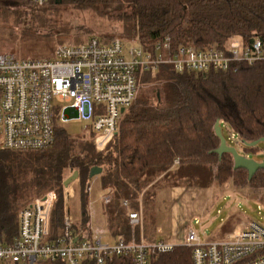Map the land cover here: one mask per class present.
I'll use <instances>...</instances> for the list:
<instances>
[{
  "label": "trees",
  "instance_id": "16d2710c",
  "mask_svg": "<svg viewBox=\"0 0 264 264\" xmlns=\"http://www.w3.org/2000/svg\"><path fill=\"white\" fill-rule=\"evenodd\" d=\"M52 2L59 3L48 0L38 5L34 0H0V12L11 6L43 7ZM63 2L79 9L126 8L117 17L123 22L121 35L113 37L135 38L147 48L166 36L171 37L174 45L186 43L197 47L223 46L234 36L245 42L260 38L264 47V0ZM147 83L152 84L153 93L149 95L144 91L137 95L124 113L117 135L101 152H96L91 142L81 145L76 152L70 135L58 126L56 143L45 150L52 155L51 176L57 193L51 217L54 234L64 226V180L70 170L79 171L80 184L81 213L80 220L74 223V232L78 237L90 232L88 188L93 166L103 168L99 176L103 188L113 193V199H135L140 193H146L150 185L159 184L185 167L194 168L189 170L197 176L200 168L207 167L210 181L219 186L232 182L264 202V169L249 179L246 169L234 168L231 154L219 157L214 151L220 143L215 133L218 119L222 131L224 125L238 137L245 155L258 151V145L249 147L244 142L264 137V62H243L227 71L182 73L165 64L156 71L140 72L139 88ZM28 153L0 149V243L13 241L19 230L18 212L30 202L24 182V162ZM182 173L187 174L185 170ZM195 185H198L197 179ZM111 220V228L129 239V219L127 225L120 211ZM190 261L191 248L177 246L154 256L151 264H189ZM41 264L64 263L45 260ZM109 264H133V259L121 256Z\"/></svg>",
  "mask_w": 264,
  "mask_h": 264
},
{
  "label": "built area",
  "instance_id": "2783aa9c",
  "mask_svg": "<svg viewBox=\"0 0 264 264\" xmlns=\"http://www.w3.org/2000/svg\"><path fill=\"white\" fill-rule=\"evenodd\" d=\"M257 61L264 62L262 40L245 42L239 36L223 46L206 47L174 45L166 36L147 48L136 40L128 46L121 37L103 40L93 35L82 43L60 44L47 57L18 58L2 52L0 149L44 152L56 143L58 121L81 119L91 123L93 144L101 152L119 131L122 109L126 111L138 95L141 71H156L165 64L180 73L227 71ZM102 200L110 203L113 193L108 191ZM56 202V190L50 189L19 210L18 234L10 243H0V262L109 264L129 256L133 264H151L154 256L185 246L191 248L189 264H264V225L252 219L237 221L223 240L203 243L189 228L181 243L129 240L122 234L109 243L101 231L76 236L67 208L64 226L54 234L51 217ZM123 204L129 206L126 200ZM92 210L90 205V217ZM129 221L138 224L140 213L129 211Z\"/></svg>",
  "mask_w": 264,
  "mask_h": 264
},
{
  "label": "rangeland",
  "instance_id": "374dc122",
  "mask_svg": "<svg viewBox=\"0 0 264 264\" xmlns=\"http://www.w3.org/2000/svg\"><path fill=\"white\" fill-rule=\"evenodd\" d=\"M58 1L59 3L52 2L43 7L11 6L0 12V53L12 52L18 58L47 57L60 44L82 43L93 35H98L103 40L121 35L120 26H123V22L117 17L126 8L109 9L99 6L97 9H79L65 4L63 0ZM124 40L130 46L136 39L129 37ZM153 90L151 83L142 84L138 94L145 91L151 95ZM58 125L70 135L76 152L80 151L81 145L90 142L93 144L89 121L71 119L67 122L58 121ZM222 126L227 143L244 154L238 137L233 136L226 126ZM257 149V152L247 155L256 160H263L264 141L258 144ZM95 150L99 152L96 148ZM45 152H29V155L25 156L24 182L30 194L27 201L45 194L50 189L56 190L51 176L52 155ZM189 169L195 170L189 167L180 169L159 184L150 185L146 193H140L135 199L114 198L107 204L102 201L99 180L96 177L90 179L91 205L95 210L90 220L104 228L106 234L103 240L114 242L110 226L108 228L106 223H112L113 215L121 211L128 225L130 210H137L140 216L142 215L144 225H136L137 228L140 227L142 236L144 233L154 232L157 237H169L181 242L185 241L189 228H192L204 243L225 239L239 220L252 219L264 225V202L256 198V194H247V189L232 182L224 186L210 182L211 174L207 167L200 168L198 176ZM184 170L186 175H182ZM73 171L75 170L67 171L66 178L71 176ZM196 179L198 185H195ZM69 188L74 192H65V205L67 202L71 219L76 223L80 220L81 213L79 181L74 180L69 184ZM125 200L129 203L128 207L123 204ZM21 206L23 204H20ZM113 227L115 228V225Z\"/></svg>",
  "mask_w": 264,
  "mask_h": 264
},
{
  "label": "water",
  "instance_id": "95a60500",
  "mask_svg": "<svg viewBox=\"0 0 264 264\" xmlns=\"http://www.w3.org/2000/svg\"><path fill=\"white\" fill-rule=\"evenodd\" d=\"M122 112L123 113L125 112L124 108L122 109ZM74 117H77V113L74 114ZM215 133L217 137L220 139V143L219 146L214 151L219 155V157H222L226 153L231 154L233 156L235 169H239V168L246 169L248 171L249 179H252V177L258 172V170L264 169V159L263 160L253 159L238 151L236 147L231 146L227 143L226 138L223 135V131L219 119L215 123ZM262 141H264V137H261L252 142H244V144L246 146L253 147V146H257ZM102 171L103 168L101 166H93L90 170V178L101 174ZM78 179H79V171L75 170L73 171L71 176L67 177L64 180V186L68 187L70 183Z\"/></svg>",
  "mask_w": 264,
  "mask_h": 264
},
{
  "label": "crops",
  "instance_id": "0c3cea01",
  "mask_svg": "<svg viewBox=\"0 0 264 264\" xmlns=\"http://www.w3.org/2000/svg\"><path fill=\"white\" fill-rule=\"evenodd\" d=\"M96 178L99 180V182H100V187H101V194H102V197H103V195L104 194H106L107 192H108V190H105L104 188H103V185H102V181H101V178H100V176H96ZM210 182H213L214 183V181H210ZM212 185V184H211ZM65 189V192H67V193H73L74 192V190L73 189H70L69 188V186L68 187H65L64 188ZM103 201V200H102ZM91 198H90V202H89V207H90V205H91ZM66 208L68 209V207H69V205H68V203L66 202ZM92 206V205H91ZM92 213L93 214H95V210H94V208H93V206H92ZM130 211H137V210H130ZM139 212V211H138ZM89 216H90V211H89ZM80 218V217H79ZM91 225L89 226V229H90V232H88V233H94V231H101L102 232V234H103V236L105 237V234H106V232H105V230H104V228L103 227H101V225H97L98 223H92V220H91ZM142 223H143V218H142V215L140 216V222L138 223V224H136L137 226L138 225H142ZM107 225H108V228H109V226H110V223L109 222H107L106 223ZM129 224H130V227H131V231H130V234H129V240H136V241H145V242H155V241H160V240H168V241H170V242H174V243H181V241L180 240H174V239H169V237H157V235H156V233H154V232H150V233H144L143 234V232H142V234H143V236L141 235V232H140V227L139 228H137V226L136 225H132L131 223H130V221H129ZM143 225H144V223H143ZM233 229V228H232ZM231 229V230H232ZM230 232V231H229ZM88 233H86V234H88ZM110 233H112L113 234V238H114V240H115V237L117 236V235H119V233L118 232H115V230L114 229H112L111 228V226H110ZM123 235L126 237V235L123 233Z\"/></svg>",
  "mask_w": 264,
  "mask_h": 264
}]
</instances>
